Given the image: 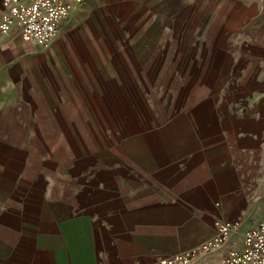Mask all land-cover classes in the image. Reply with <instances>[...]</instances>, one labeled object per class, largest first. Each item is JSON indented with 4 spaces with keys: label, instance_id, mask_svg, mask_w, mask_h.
<instances>
[{
    "label": "crops",
    "instance_id": "crops-1",
    "mask_svg": "<svg viewBox=\"0 0 264 264\" xmlns=\"http://www.w3.org/2000/svg\"><path fill=\"white\" fill-rule=\"evenodd\" d=\"M260 7L254 0H82L46 49L0 36V145L46 107L50 121L78 120L96 104L117 120L119 89L131 108L148 104L150 89L168 92L157 129L164 143L147 132L119 151L109 209L100 211L107 224L38 225L22 219L34 210L4 209L19 218L14 225L0 219V264H157L212 238L215 220L238 228L189 264H222L241 251L245 230L264 222ZM6 242L14 244L8 255Z\"/></svg>",
    "mask_w": 264,
    "mask_h": 264
},
{
    "label": "rangeland",
    "instance_id": "rangeland-1",
    "mask_svg": "<svg viewBox=\"0 0 264 264\" xmlns=\"http://www.w3.org/2000/svg\"><path fill=\"white\" fill-rule=\"evenodd\" d=\"M254 1L261 4L259 11L264 14V0ZM124 92L119 89L117 120H113V115L106 114L96 104L86 105L87 111L78 120L66 115L65 120L59 117L50 121L46 107L36 117L31 116V121L26 122L21 133L18 132L20 136L12 135L4 140V144L0 145L2 221L18 224L12 219L19 217L9 216L2 211L22 209L34 210L32 213L21 212L22 219H37L38 225L71 222L83 227L93 222L107 224L109 218H100V211L109 209L111 172L116 171L117 162L118 167L121 165L123 159L120 157L125 155L119 151H125L123 146L147 132L154 131L156 136L150 137L155 140L153 143H164L157 129L159 124L164 126L165 123L160 100L168 92L150 89L148 104H134L132 108L121 97ZM106 108L109 113V106ZM47 209H51V212H47ZM88 235H94L93 240L97 239V233ZM59 242L54 238L55 246ZM6 245L2 252L8 255L14 244L6 242ZM74 257L76 255H70L71 260Z\"/></svg>",
    "mask_w": 264,
    "mask_h": 264
},
{
    "label": "built area",
    "instance_id": "built-area-1",
    "mask_svg": "<svg viewBox=\"0 0 264 264\" xmlns=\"http://www.w3.org/2000/svg\"><path fill=\"white\" fill-rule=\"evenodd\" d=\"M82 0H2L0 36H20L26 43L46 49L72 19ZM215 234L197 247L166 258L157 264H189L197 256L218 249L238 224L223 220L213 223ZM222 264H264V222L243 233L241 251L226 254Z\"/></svg>",
    "mask_w": 264,
    "mask_h": 264
}]
</instances>
